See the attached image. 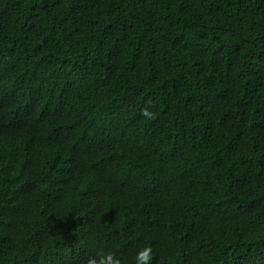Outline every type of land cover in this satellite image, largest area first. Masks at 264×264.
<instances>
[{
    "label": "trees",
    "instance_id": "trees-1",
    "mask_svg": "<svg viewBox=\"0 0 264 264\" xmlns=\"http://www.w3.org/2000/svg\"><path fill=\"white\" fill-rule=\"evenodd\" d=\"M144 247L264 264V0H0V264Z\"/></svg>",
    "mask_w": 264,
    "mask_h": 264
},
{
    "label": "clouds",
    "instance_id": "clouds-1",
    "mask_svg": "<svg viewBox=\"0 0 264 264\" xmlns=\"http://www.w3.org/2000/svg\"><path fill=\"white\" fill-rule=\"evenodd\" d=\"M145 115H150L149 112H145ZM152 249L151 247H144L136 254V264H148L151 259ZM88 264H121L119 258L116 255L109 251L107 253L99 255V258L90 259Z\"/></svg>",
    "mask_w": 264,
    "mask_h": 264
}]
</instances>
